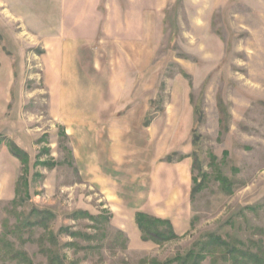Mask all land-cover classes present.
Wrapping results in <instances>:
<instances>
[{
	"label": "rangeland",
	"instance_id": "374dc122",
	"mask_svg": "<svg viewBox=\"0 0 264 264\" xmlns=\"http://www.w3.org/2000/svg\"><path fill=\"white\" fill-rule=\"evenodd\" d=\"M184 159L177 237L144 241L150 164ZM212 235L264 251V0H0V264H231Z\"/></svg>",
	"mask_w": 264,
	"mask_h": 264
},
{
	"label": "crops",
	"instance_id": "0c3cea01",
	"mask_svg": "<svg viewBox=\"0 0 264 264\" xmlns=\"http://www.w3.org/2000/svg\"><path fill=\"white\" fill-rule=\"evenodd\" d=\"M93 111L95 112H91L92 114L90 115L89 113L87 114L88 120L83 123L78 121L79 115H74L75 113H73V110H70L73 114L71 115L70 112H66L64 108L62 109L60 116L67 124V129L72 138H85L83 128L87 127V138H89L91 144L97 142V134L96 132H92L97 126L96 110L93 109ZM114 141L116 142V140ZM89 149L91 151L92 147L89 146ZM111 157L115 161L121 157L116 148L113 150ZM93 165H89V167H91V169L94 168V174H97L100 177L101 170L99 166L93 167ZM149 170L151 177L150 188L140 196V203L137 205L135 211L142 210L154 215L172 216L174 212L172 209L178 206L182 208L183 211L188 212L190 210L193 182L190 160L184 159L174 166H172L171 163L165 164L155 162L150 164Z\"/></svg>",
	"mask_w": 264,
	"mask_h": 264
},
{
	"label": "trees",
	"instance_id": "16d2710c",
	"mask_svg": "<svg viewBox=\"0 0 264 264\" xmlns=\"http://www.w3.org/2000/svg\"><path fill=\"white\" fill-rule=\"evenodd\" d=\"M14 154L21 159L23 163L26 162L27 154L26 153H19V150H14ZM16 151V152H15ZM183 159V157H182ZM181 159V160H182ZM168 162H173L174 159L172 156H168ZM196 180L193 179V182ZM199 186L194 185L192 188L191 196L194 198L195 194L198 192ZM37 213L41 216L49 217L51 216V212L45 211L41 212L37 210ZM40 217V216H39ZM47 219L41 218V220H37L36 223H44ZM42 221V222H40ZM136 222L142 231L143 235L142 238L144 241H153L155 243H163L177 237L176 230L173 226L171 219L168 218H161L153 214L146 213L144 211L136 212ZM47 224V222H45ZM209 242L205 243L208 245L214 246L211 248L213 251H217L216 248H222V252L224 255L223 259L228 263L231 264H241L245 259H252L254 264H263L264 263V251H262V255L259 254H252L251 250H243L241 242L239 243H231L227 240H223L221 237H216L215 235L209 236ZM208 249V248H207ZM261 254V253H260Z\"/></svg>",
	"mask_w": 264,
	"mask_h": 264
}]
</instances>
